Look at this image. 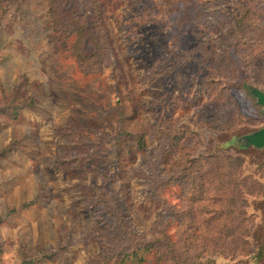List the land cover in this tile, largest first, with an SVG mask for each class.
<instances>
[{
	"label": "rangeland",
	"instance_id": "obj_1",
	"mask_svg": "<svg viewBox=\"0 0 264 264\" xmlns=\"http://www.w3.org/2000/svg\"><path fill=\"white\" fill-rule=\"evenodd\" d=\"M259 93L264 0H0V264H264Z\"/></svg>",
	"mask_w": 264,
	"mask_h": 264
},
{
	"label": "trees",
	"instance_id": "obj_2",
	"mask_svg": "<svg viewBox=\"0 0 264 264\" xmlns=\"http://www.w3.org/2000/svg\"><path fill=\"white\" fill-rule=\"evenodd\" d=\"M53 2H54V0H53ZM244 17H245L244 15L243 16L240 15L238 17V19H236V24L238 25L241 22V20L244 19ZM63 27H65L69 32H76L78 30V28L75 27V22H73L71 24H67ZM250 136H252V135L250 134L247 137L249 138ZM248 140H249V143L247 142V145L251 144L252 146L259 147V148L264 147V145L263 146H256V145L252 144L250 142V138ZM137 143H138V146L140 148H142L145 145L144 138L142 136L138 137ZM241 148L245 149L246 145L241 144ZM241 161L242 160L237 161L238 165L242 164ZM210 221H214V220L205 219L203 221V224H207V222H210ZM143 244H144L143 251L154 252L155 259H156L158 264L159 263H161V264H197L196 260L188 259V255L191 254L192 243L187 241L186 238H183V240L181 238H177L174 241L170 235L163 232L161 235H159L155 238H152L149 240H144ZM54 254H55L54 252H48V253L41 255L40 257H31L30 261L31 262H33L35 260L39 261L43 258L49 259ZM170 261H171V263H170Z\"/></svg>",
	"mask_w": 264,
	"mask_h": 264
},
{
	"label": "water",
	"instance_id": "obj_3",
	"mask_svg": "<svg viewBox=\"0 0 264 264\" xmlns=\"http://www.w3.org/2000/svg\"><path fill=\"white\" fill-rule=\"evenodd\" d=\"M259 101L264 105V94H258ZM250 142L256 146H263L264 145V128L258 131L255 135L249 137Z\"/></svg>",
	"mask_w": 264,
	"mask_h": 264
}]
</instances>
